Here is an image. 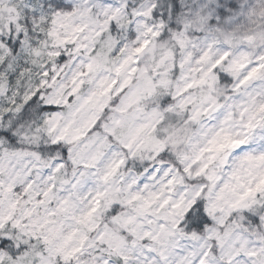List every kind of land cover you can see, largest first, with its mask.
<instances>
[{
  "label": "clouds",
  "instance_id": "9594fccd",
  "mask_svg": "<svg viewBox=\"0 0 264 264\" xmlns=\"http://www.w3.org/2000/svg\"><path fill=\"white\" fill-rule=\"evenodd\" d=\"M0 37V264H264V0H0Z\"/></svg>",
  "mask_w": 264,
  "mask_h": 264
},
{
  "label": "snow or ice",
  "instance_id": "6c2138e0",
  "mask_svg": "<svg viewBox=\"0 0 264 264\" xmlns=\"http://www.w3.org/2000/svg\"><path fill=\"white\" fill-rule=\"evenodd\" d=\"M148 13L145 12V15H147ZM154 14V13H153ZM0 41H3V37H0ZM13 51H15V49H12ZM137 51H139V49H137ZM7 245V247H5ZM23 249V246H21L20 248L16 249L15 251L12 248V242L11 240H8L6 238H2L0 239V250H2V252H0V255L3 254V252H7L9 254V256L12 259H15L16 254L21 251ZM76 251V250H73Z\"/></svg>",
  "mask_w": 264,
  "mask_h": 264
}]
</instances>
